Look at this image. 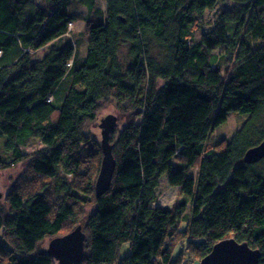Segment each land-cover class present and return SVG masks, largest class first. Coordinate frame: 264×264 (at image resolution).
<instances>
[{"label":"trees","instance_id":"1","mask_svg":"<svg viewBox=\"0 0 264 264\" xmlns=\"http://www.w3.org/2000/svg\"><path fill=\"white\" fill-rule=\"evenodd\" d=\"M226 1L0 0V172L27 167L4 197L0 264H56L43 245L78 224L79 264H199L226 238L264 264V171L242 160L264 138L253 133L264 0H230L202 32L205 13ZM78 21L84 39L73 41ZM107 106L116 166L97 198L90 124ZM229 115L244 118L239 129L211 143ZM34 142L41 148L22 152ZM164 174L187 208L181 224L174 207L153 206Z\"/></svg>","mask_w":264,"mask_h":264},{"label":"water","instance_id":"2","mask_svg":"<svg viewBox=\"0 0 264 264\" xmlns=\"http://www.w3.org/2000/svg\"><path fill=\"white\" fill-rule=\"evenodd\" d=\"M98 127L101 130V162L97 174L94 190L98 198L104 194L111 185L112 175L116 161L112 155L109 144L110 133L116 127V117L107 115L100 119ZM264 159V140L248 148L243 154V162L257 164ZM85 234L80 225L66 235L51 239L46 253L57 264H79L84 257ZM261 253L251 248L246 242H237L234 238L223 239L213 245L210 252L203 257L199 264H260Z\"/></svg>","mask_w":264,"mask_h":264},{"label":"rangeland","instance_id":"3","mask_svg":"<svg viewBox=\"0 0 264 264\" xmlns=\"http://www.w3.org/2000/svg\"><path fill=\"white\" fill-rule=\"evenodd\" d=\"M230 0L226 1V2H218L216 3V5L214 6V8L212 10H209L205 13L204 15V26L202 29V32L207 31L210 29L211 27V23L212 21L217 17V15L227 9L229 10V8H231L233 6L232 2H229ZM100 6L103 7V0H100ZM78 13L81 11L80 8L77 9ZM70 28V34L68 35L69 38H71L73 41H82L84 39V23L81 21L76 22L75 24H71L69 26ZM199 34V32H198ZM199 38V37H197ZM46 48L40 50V56L41 54L45 51ZM112 112L111 107L107 106L104 107L100 114H99V119L109 113ZM98 119V120H99ZM120 119L121 116L118 115V120L120 123ZM95 121V123H91V130H92V136L100 143L101 142V130L98 127V123L99 121ZM244 118L242 117L241 119L237 118V116L234 115H229L226 122L219 125L218 127H216L211 135V143H217L219 142V140H223V139H230L231 136H233L237 130L239 129L241 122H243ZM254 124L256 125V128L254 130L253 133H258L259 130H264V109L262 110V112L259 115V119L257 121L254 122ZM118 129V128H117ZM250 139V137L248 138V140ZM262 140H264L263 136L261 138V140L259 142H261ZM258 142V143H259ZM257 143V144H258ZM41 148V145L38 142H34L32 143L30 146L26 147V148H22V152L23 153H29L31 151L37 150ZM259 164V166H258ZM256 165L257 169H261L264 171V159H262L261 161H259ZM26 164H22V165H18L15 166L13 169L7 170L8 172H0V214L3 215H9V207L7 202L5 201V195L10 191V189L15 186V184L17 183L16 181L18 180L19 177H21L26 169ZM100 168V167H99ZM167 177L166 175H162L160 178V185L157 189V200L155 202V206H161V207H174L175 211H174V216H173V221L174 223H180L181 224V219L182 217L185 215V213L187 212V208L186 206H178L179 205V200L181 197V193L179 191V189L174 188V187H170L167 184L166 181ZM16 182V183H15ZM27 187V185H22V187ZM81 226V224H78ZM75 228V227H74ZM73 228V229H74ZM51 240V239H50ZM50 240H47L46 243L43 245V249L46 250L47 248V244ZM183 244L177 246L174 251H173V256L176 258L180 251L182 250L183 246L185 245V241H182ZM127 245H125V248L127 249ZM184 263L185 264H195L196 261L193 258L190 259H184Z\"/></svg>","mask_w":264,"mask_h":264},{"label":"clouds","instance_id":"4","mask_svg":"<svg viewBox=\"0 0 264 264\" xmlns=\"http://www.w3.org/2000/svg\"><path fill=\"white\" fill-rule=\"evenodd\" d=\"M106 116H107V115H106ZM106 116H104V117H106ZM104 117H102V118H104ZM100 119H101V118H100ZM100 119L98 120L99 123H100ZM99 123H98V124H99ZM258 163H259V162H258ZM253 165H254V164H253ZM155 202H156V201H155ZM77 226H78V225H77ZM77 226H76V227H77ZM76 227H75V228H76ZM75 228H74V229H75ZM81 228H82V226H81ZM74 229H72V230H74ZM72 230H71V231H72ZM71 231H69V232H71ZM69 232H68V233H69ZM66 234H67V233H66ZM66 234H64V235H66ZM62 236H63V235H62ZM58 237H60V236H58ZM52 239H53V238H52ZM84 252H85V247H84ZM55 262H56V261H55ZM56 264H57V263H56Z\"/></svg>","mask_w":264,"mask_h":264},{"label":"crops","instance_id":"5","mask_svg":"<svg viewBox=\"0 0 264 264\" xmlns=\"http://www.w3.org/2000/svg\"><path fill=\"white\" fill-rule=\"evenodd\" d=\"M156 204L154 203L153 206H155ZM158 207H161V206H158Z\"/></svg>","mask_w":264,"mask_h":264}]
</instances>
